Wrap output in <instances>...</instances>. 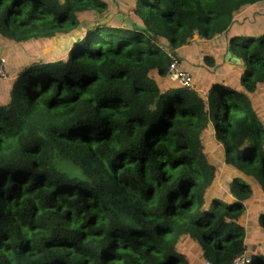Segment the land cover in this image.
Segmentation results:
<instances>
[{
    "label": "trees",
    "instance_id": "obj_1",
    "mask_svg": "<svg viewBox=\"0 0 264 264\" xmlns=\"http://www.w3.org/2000/svg\"><path fill=\"white\" fill-rule=\"evenodd\" d=\"M129 3L97 25L106 0H0V42L68 41L19 67L0 100V264H193L186 239L205 264L248 251L250 182L264 193V108L251 98L264 96V30L233 25L264 0ZM222 35L238 59L224 77L166 81L194 37ZM210 135L232 174L225 198L212 195ZM248 256L264 264V245Z\"/></svg>",
    "mask_w": 264,
    "mask_h": 264
},
{
    "label": "rangeland",
    "instance_id": "obj_2",
    "mask_svg": "<svg viewBox=\"0 0 264 264\" xmlns=\"http://www.w3.org/2000/svg\"><path fill=\"white\" fill-rule=\"evenodd\" d=\"M106 1L108 2L110 9L107 17L109 15L113 17V14H115L117 10L127 11L130 5L129 0ZM247 8H250V6ZM245 9H242V11L239 12V15L241 16H238V14L234 16V18L237 19L233 25L235 32H251L256 37L261 35V31L264 30V6H259L256 9ZM115 15L117 16V13ZM107 17L100 20L97 25L107 19ZM86 19H83L82 21V27L84 30L91 21V19ZM227 41L228 37L226 35L219 36L209 42H203L197 37H194L191 40L190 45L187 46L183 52H181V65L185 70L192 74V78L195 83L206 86L209 81H213V74H216L220 77H224L226 75V73L222 70L224 69L225 65H227L230 60H232L230 59L227 61L224 57L225 53L227 54ZM67 44L68 41L61 37L52 41H31L29 43L22 44L0 42V61L3 60L5 72L4 77L0 78V100L3 101V96L6 92L5 84L12 79L19 67L27 65L33 60H40L46 56H50L53 54V51L60 50V48L62 50L65 48V46H67ZM206 55L214 56L213 59L215 65L213 68H205L206 66L204 65L205 63L203 62V58ZM229 72L230 71H228V74ZM251 98L258 111H262L260 109L264 108V96L256 95L252 96ZM212 139L213 136L210 135L208 140L211 141L213 148L209 150L207 149L206 152L211 154L213 161H216V163H220L221 165V171L219 172L220 175L216 181L215 188L212 190V195L216 196L217 193L221 191L223 193L222 198H225L226 194L228 193L227 186L232 179V174L222 169V157L218 154V151H215L217 144H215ZM250 186L253 192L248 201L245 202V212L242 221V225L245 227L246 231V240H248V251L246 255L252 252L254 245L255 249L257 247L261 249L264 245V237L262 236L264 229L259 225V214L264 213V193L262 189L254 182H250ZM218 196L221 197L220 194ZM180 246L182 247V251H184L186 255L190 256V261L193 264H205V261H203V258L200 255V250L194 247V243L192 241L188 239L181 240Z\"/></svg>",
    "mask_w": 264,
    "mask_h": 264
},
{
    "label": "built area",
    "instance_id": "obj_3",
    "mask_svg": "<svg viewBox=\"0 0 264 264\" xmlns=\"http://www.w3.org/2000/svg\"><path fill=\"white\" fill-rule=\"evenodd\" d=\"M171 63L167 70V79L176 83L179 87L187 90H195L192 74L185 70L177 57L171 56ZM4 63L0 61V78L4 77ZM250 257L246 254L240 255L232 264H249Z\"/></svg>",
    "mask_w": 264,
    "mask_h": 264
},
{
    "label": "water",
    "instance_id": "obj_4",
    "mask_svg": "<svg viewBox=\"0 0 264 264\" xmlns=\"http://www.w3.org/2000/svg\"><path fill=\"white\" fill-rule=\"evenodd\" d=\"M111 17H112V16L109 15V16L107 17V19H105L104 21H102L100 24H101V25L106 24L107 22H109V20L111 19ZM120 17H121L120 15H117V16H116L117 19H120ZM231 58H232V57H231V54H230V53H227V54H226V59H225V60L229 61ZM232 60L235 61V62H238V59H236V58H232Z\"/></svg>",
    "mask_w": 264,
    "mask_h": 264
},
{
    "label": "crops",
    "instance_id": "obj_5",
    "mask_svg": "<svg viewBox=\"0 0 264 264\" xmlns=\"http://www.w3.org/2000/svg\"><path fill=\"white\" fill-rule=\"evenodd\" d=\"M259 6H264V5H262V4L253 5V6H250V8H246V9H256V8L259 7ZM246 9H245V10H246ZM240 14H242V13H240ZM238 16H241V15L238 14ZM235 20H237V19H235ZM197 38H198V37H197ZM198 39H199V38H198ZM199 40H200V39H199ZM184 49H185V48H184ZM184 49H183V50H184ZM183 50H181V52H183ZM181 52H180V54H181ZM167 81L169 82L170 80L167 79ZM170 82H171V81H170ZM172 83H174V82H172ZM195 87H196V85H195Z\"/></svg>",
    "mask_w": 264,
    "mask_h": 264
},
{
    "label": "clouds",
    "instance_id": "obj_6",
    "mask_svg": "<svg viewBox=\"0 0 264 264\" xmlns=\"http://www.w3.org/2000/svg\"><path fill=\"white\" fill-rule=\"evenodd\" d=\"M171 55V54H170ZM226 58V57H225ZM232 59V58H231ZM233 61V60H232ZM181 63V62H180ZM195 83V82H194ZM195 90H196V87H195Z\"/></svg>",
    "mask_w": 264,
    "mask_h": 264
}]
</instances>
